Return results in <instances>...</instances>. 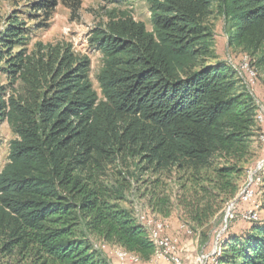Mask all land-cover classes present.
<instances>
[{
  "label": "trees",
  "instance_id": "obj_1",
  "mask_svg": "<svg viewBox=\"0 0 264 264\" xmlns=\"http://www.w3.org/2000/svg\"><path fill=\"white\" fill-rule=\"evenodd\" d=\"M144 2L150 31L128 12L113 10L89 35L102 54L100 97L88 58L40 42L26 50L59 4L75 14L81 0H37L21 18L14 12L4 22L0 63L23 89L9 94L0 86V123L15 136L0 168L2 257L16 255L26 264H108L92 248L101 242L147 262L154 247L146 229L102 182L103 170L118 157L140 158L142 169L154 173H211L202 177L189 209L198 228L239 195L264 125L243 79L215 60L206 22L217 9L227 45L264 68V0ZM249 188L264 197V165ZM251 202L257 220L223 235L211 264H264V198L257 209Z\"/></svg>",
  "mask_w": 264,
  "mask_h": 264
},
{
  "label": "rangeland",
  "instance_id": "obj_2",
  "mask_svg": "<svg viewBox=\"0 0 264 264\" xmlns=\"http://www.w3.org/2000/svg\"><path fill=\"white\" fill-rule=\"evenodd\" d=\"M36 1L0 0V32L4 22L12 13H17L16 15L21 18L23 10H29V7ZM113 10L128 12L134 20L143 22L150 31L148 7L144 0H81L80 8L75 14H72L63 4H59L48 21L45 19L41 21L48 27L35 31L26 50L30 53L34 50L35 43L40 42L42 45L52 47H69L75 56L88 58L90 80L93 89L100 97L96 76L102 66V54L89 44L88 38L91 31L104 26L108 14ZM33 24L34 22H27V25ZM206 26L211 31L215 60L233 66L237 75L243 79L247 90L253 94L258 104L256 119L264 125L263 66L258 64L255 57L243 53L240 48H230L227 45L226 24L217 9H212ZM3 66L1 62L0 86H5L9 94H13L11 89L21 93L23 85L19 81L13 83L4 74ZM260 115L263 121L259 120ZM14 139L15 136L7 122L0 123V168L7 162L8 145ZM252 148L254 150L253 161L245 166L239 195L247 188L250 175L254 181L259 172L256 167L264 160V126L253 140ZM143 166V160L140 158L118 157L113 164L106 166L103 170L102 182L116 192L119 197L116 202L121 208L132 212L137 209L139 213L166 223L168 234L177 240V250L182 247L180 241L188 243L186 245L188 252L185 255V262L181 260L182 264H199V261H202V264H211L210 258L219 252L222 236L231 234V232L238 233L249 225L250 220L245 217L251 213L254 206V203L249 200V193L241 195L240 198L237 195L223 207L219 216L198 228L190 220L189 209L195 201L198 187L204 182L202 177H212L211 173L177 168L154 173L152 170L142 169ZM256 191L257 193L253 192V194L251 191L250 196H253L254 202L260 205L264 198L263 193L258 189ZM229 207H231L230 211H228ZM260 217L264 219V211L260 213ZM110 249L112 250L111 247ZM0 264L26 263L20 261L16 255L2 257L0 254Z\"/></svg>",
  "mask_w": 264,
  "mask_h": 264
},
{
  "label": "built area",
  "instance_id": "obj_3",
  "mask_svg": "<svg viewBox=\"0 0 264 264\" xmlns=\"http://www.w3.org/2000/svg\"><path fill=\"white\" fill-rule=\"evenodd\" d=\"M259 120L263 121V118L261 115L259 116ZM263 165H264V160H262L257 165L256 170L261 171L263 168ZM252 182H253L252 177L250 175L247 188H245L244 191L239 195V198L241 195L249 193L248 197H249V200L251 201L253 196H250L251 191L249 187L252 184ZM258 206L259 205L257 204L255 206V209H257ZM133 215L136 220V223L146 229L147 238L149 242L152 244V246L154 247V253L147 262L149 264H157L159 262H166L168 264H182L181 259L178 256L177 240L175 238H172L168 234L166 223L160 220H155L154 218L148 215L139 213L137 209L134 210ZM245 218L250 221L257 220L255 213L252 211ZM226 220H227V216L225 217V223H226ZM187 233L191 234L190 232H187ZM92 248L98 252H105L108 250L109 247L104 243L98 242V243L92 244ZM111 253L117 259V264H138L140 263V260L136 255L127 253L126 251L122 249L112 248ZM199 264H202V261H199Z\"/></svg>",
  "mask_w": 264,
  "mask_h": 264
},
{
  "label": "crops",
  "instance_id": "obj_4",
  "mask_svg": "<svg viewBox=\"0 0 264 264\" xmlns=\"http://www.w3.org/2000/svg\"><path fill=\"white\" fill-rule=\"evenodd\" d=\"M180 242L182 243V247H180V248L178 249V256L180 257V259H181L182 261L185 262V259H186L185 255H187V252H188V248L186 247V245H188V243H187V242L184 243L183 240L180 241ZM103 256L105 257L106 262H107L108 264H117V259L115 258V256L112 255V253H111V249H110V248H108L107 251L103 252ZM138 264H149V263H148V262H143V261H142V262H140V263H138ZM157 264H168V263H166V262H159V263H157Z\"/></svg>",
  "mask_w": 264,
  "mask_h": 264
},
{
  "label": "water",
  "instance_id": "obj_5",
  "mask_svg": "<svg viewBox=\"0 0 264 264\" xmlns=\"http://www.w3.org/2000/svg\"><path fill=\"white\" fill-rule=\"evenodd\" d=\"M230 208H231V207L228 208V211H229Z\"/></svg>",
  "mask_w": 264,
  "mask_h": 264
}]
</instances>
